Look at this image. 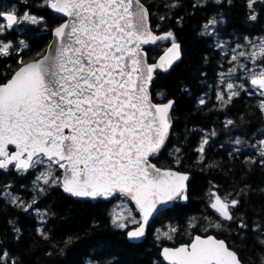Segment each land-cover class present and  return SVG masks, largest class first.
I'll list each match as a JSON object with an SVG mask.
<instances>
[{
	"label": "trees",
	"instance_id": "1",
	"mask_svg": "<svg viewBox=\"0 0 264 264\" xmlns=\"http://www.w3.org/2000/svg\"><path fill=\"white\" fill-rule=\"evenodd\" d=\"M141 1L149 10L152 29L157 33L171 31L181 45V59L169 71H157L150 87L154 101L174 99L170 137L151 159L160 167L191 174L188 199H177L160 211L145 239L135 243L126 233L131 225L121 229L113 223L112 207L119 194L91 200L75 199L58 185L42 191L34 184L36 168L20 173L9 166L7 171L0 170V253H8L2 264H167L160 255L161 246L189 243L197 233L224 238L243 264H261L264 111L260 103L264 98L250 91V76L239 71L247 64L246 56H240L243 64L232 74L234 84L244 85L235 89L239 95L225 105L217 100V93L227 99L219 74L234 65L231 48H245L250 38L264 35V0H255L251 8L249 0ZM0 10H14L20 16L27 11L43 18L36 24L21 22L0 33V40L10 41L14 47L12 55L0 57L3 83L20 66L19 60L27 62L44 53L52 29L63 18L43 0H0ZM252 15L255 20L250 19ZM213 18L217 21L215 31H203ZM20 41L28 46L22 47ZM170 41L172 38L147 47L148 61H155ZM223 41L225 45L217 44ZM255 63L264 64V57ZM229 120L233 122L230 125ZM204 140L207 143L200 153L197 149ZM53 169L60 173L57 167ZM213 192L222 199L240 201L232 209L233 221L223 220L212 209ZM9 196L17 197V203ZM28 205L31 207L25 211ZM241 220L246 228L239 226ZM217 223L220 228L212 226ZM172 228L175 233H170ZM165 232L172 239L164 237Z\"/></svg>",
	"mask_w": 264,
	"mask_h": 264
},
{
	"label": "snow or ice",
	"instance_id": "2",
	"mask_svg": "<svg viewBox=\"0 0 264 264\" xmlns=\"http://www.w3.org/2000/svg\"><path fill=\"white\" fill-rule=\"evenodd\" d=\"M43 3L67 19L53 29L54 41L41 58L27 63L19 60L21 66L10 79L0 83V170L7 171L14 165L18 172L25 173L44 165L46 170L36 179L45 185H58L73 197L95 199L119 194L130 198L141 218L131 221L138 226L127 236L139 240L159 205L188 199L187 174L161 169L150 162L167 139L168 112L173 101L153 104L148 85L157 69L167 71L180 59V45L171 31L153 34L148 26V10L141 0ZM254 3L249 0V8ZM0 19L6 21L0 23L3 33L21 22L36 24L43 18L27 11L20 16L14 10H0ZM250 19L255 20V15ZM216 23L213 18L205 28ZM168 38H172V44L165 55L157 63H147L141 46ZM20 44L28 46L24 41ZM253 48L247 55L255 64L264 57V39ZM13 50L12 42L0 40V57L12 55ZM232 60L237 56L233 55ZM235 71L232 68L229 73ZM244 71L250 73L252 87L264 96V67ZM236 88L243 89L244 85L227 83V99L217 93V100L230 103L239 95ZM200 103L205 101L201 99ZM260 109L264 111V100ZM206 143L202 141L197 151L203 153ZM260 144V155L264 156V140ZM9 146H14L15 151H9ZM53 166L63 170V175L56 177ZM212 196V209L223 220L233 221L232 209L240 201L222 199L215 192ZM17 199L12 202L17 203ZM28 207L31 205L25 211ZM113 223L121 229L128 227L118 223L116 217ZM212 226L220 228L221 224ZM239 226L247 227L243 220ZM175 232V228L170 229V233ZM170 233L163 236L172 239ZM161 256L167 264H243L225 240L213 235H195L190 243L164 247ZM7 260L8 253H0V264Z\"/></svg>",
	"mask_w": 264,
	"mask_h": 264
},
{
	"label": "water",
	"instance_id": "3",
	"mask_svg": "<svg viewBox=\"0 0 264 264\" xmlns=\"http://www.w3.org/2000/svg\"><path fill=\"white\" fill-rule=\"evenodd\" d=\"M141 3H143L142 1H141ZM144 4V3H143ZM144 6H145V8L148 10V8H147V6L144 4ZM49 8V7H48ZM54 14H56L57 16H59V17H61V18H63V20H62V22L61 23H63L66 19H67V17H65L62 13H57V12H55L53 9H51V8H49ZM148 13H149V10H148ZM5 23H6V21H5ZM60 23V24H61ZM58 26V25H57ZM56 26V27H57ZM148 26H149V28L151 29V31L153 32V34L154 35H163V34H165V33H167V32H161V33H157L156 31H154L153 29H152V26H151V22H150V14H149V16H148ZM54 29V28H53ZM53 29H52V31H53ZM54 41V37L51 35V39H50V41H49V43H48V45L46 46V49H45V51H44V53L40 56V57H38V58H36V59H39V58H41L47 51H48V46H49V44H51L52 42ZM159 41V40H158ZM158 41H156L155 43H150V44H146V45H142L141 47H142V51H143V54H144V59L146 60V62L147 63H149V64H154V63H157L159 60H160V57L161 56H164L165 55V52H166V50L169 48V47H171V44H172V42L158 55V57L155 59V61H153V62H149L148 61V57H147V47H149V46H152V45H154V44H156ZM176 43H178L179 45H180V43L178 42V41H175ZM181 57H182V50H181V45H180V59H181ZM180 59H178V60H176L173 64H172V66L174 65V64H176ZM34 60V59H33ZM29 61H32V60H29ZM29 61H27V62H29ZM27 62H25V63H27ZM21 66V65H20ZM19 66V67H20ZM172 66L167 70V71H169L171 68H172ZM18 67V68H19ZM17 68V69H18ZM16 69V70H17ZM15 70V71H16ZM14 71V72H15ZM157 71H162V70H159V69H157L156 70V72ZM167 71H162V72H167ZM13 72V73H14ZM156 72H155V74H154V78H155V76H156ZM12 76V75H11ZM11 76H10V78H11ZM9 78V79H10ZM154 78H153V80H154ZM152 80V81H153ZM7 81V80H6ZM5 81V82H6ZM152 81H151V83L148 85V93H149V96H150V99H151V102L153 103V104H166L169 100H171V101H173V104H172V106H171V108L169 109V112H168V115H169V117H170V127H169V129H168V136H167V139H166V141H165V144H164V146L166 145V143H167V141H168V139H169V137H170V134H171V129H172V126H173V118H172V110H173V108H174V99H168V100H165V101H154L153 100V98H152V94H151V90H150V87H151V84H152ZM5 82H3V83H5ZM163 146V147H164ZM163 147L161 148V150L163 149ZM160 150V151H161ZM9 151H15V148H14V146H9ZM159 151V152H160ZM158 152V153H159ZM157 153V154H158ZM150 162L152 163V164H155L157 167H159V168H161V169H171V170H173V171H177V172H180V173H183V174H187L188 176H189V179H188V181L190 180V178H191V174L190 173H188V172H184V171H181V170H179V169H177V168H171V167H160V166H158L154 161H152V159H151V157H150ZM14 169H15V167H14ZM16 170V169H15ZM61 170V169H60ZM17 171V170H16ZM61 172H62V174H61V176L63 175V170H61ZM188 181H186V185H187V190H186V192H188ZM62 189V188H61ZM63 190V189H62ZM64 192V191H63ZM65 193V192H64ZM65 194H67V195H70V194H68V193H65ZM75 199H91V200H93V198H90V197H74ZM104 198V197H103ZM128 198V197H127ZM96 199V198H95ZM105 199H109V197L108 198H105ZM128 199H130V198H128ZM130 201H131V203L133 204V206L135 207V209H136V211L138 212V214H139V216H140V212H139V210H138V208H137V206H136V204H135V202L134 201H132L131 199H130ZM175 201V200H174ZM174 201H171V202H169L168 204H166V205H159L158 206V210L149 218V221H148V225L146 226V231H145V235L143 236V237H141L139 240H130L129 238V241H131V242H135V243H138V242H142L144 239H145V237H146V235H147V232H148V229H149V226H150V223H151V221L153 220V218L161 211V210H165V209H167V208H169L173 203H174ZM182 201H185V200H183L182 199ZM141 218V217H140ZM138 225H136V226H134V227H131V228H129V229H127V232L129 231V230H132V229H134L135 227H137ZM126 232V233H127ZM195 235H201V236H207V235H213V236H215L216 238H218V239H223V240H225L224 238H221V237H217L216 235H214V234H212V233H207V234H194L193 235V237L195 236ZM128 237V236H127ZM226 241V240H225ZM190 243V242H189ZM226 243L228 244V242L226 241ZM181 244H185V243H180V244H177V245H163V246H161V248H160V255H161V252H162V249L164 248V247H177V246H179V245H181ZM162 257V256H161ZM163 258V257H162ZM164 260V259H163ZM166 262V261H165Z\"/></svg>",
	"mask_w": 264,
	"mask_h": 264
},
{
	"label": "rangeland",
	"instance_id": "4",
	"mask_svg": "<svg viewBox=\"0 0 264 264\" xmlns=\"http://www.w3.org/2000/svg\"><path fill=\"white\" fill-rule=\"evenodd\" d=\"M22 16V15H21ZM3 22V24H4V21H2ZM210 26H212V25H210ZM214 26V25H213ZM253 40H248L246 43H245V48H244V46L242 47V48H240V47H235V48H231V50H230V58H231V60L230 61H232V63H234V65H233V67H228L229 68V70L230 69H232V68H235V66H236V71H237V69H238V65H240L241 63L243 64V61L240 59V55H239V53L243 50V49H245L243 52L244 53H246V57H248V55L247 54H250L253 50H254V48H253V45H258L259 44V42H260V40H258L257 38H252ZM224 43L225 42H218L217 44L218 45H224ZM235 50V51H234ZM233 55H236L237 56V60H235V61H233L232 60V56ZM246 65L247 64H244V65H242L241 66V69L239 70L240 71V73H241V70L242 69H244L245 67H246ZM253 67H256V66H254V64H253ZM262 67H264L263 65H262ZM255 69V71H258L260 68H254ZM228 70V71H229ZM235 71V72H236ZM232 74L233 73H231V74H229L228 75V77H227V79H226V77L224 76V74L222 73V71L220 72V74H219V78H220V85L225 89V90H227V83H229V82H233L234 83V81L232 80ZM228 92V91H227ZM54 168H56V166H53ZM36 174H35V180H34V184L35 185H38L41 189H44V188H46V187H48V186H50V185H45L44 183H43V181L41 180V181H38L37 179H36V177L38 176V175H40V173L41 172H43V171H45L46 170V166H44V165H37L36 167ZM54 170V169H53ZM54 175L56 176V177H60L61 176V172L58 174V173H56L55 171H54ZM121 196V195H120ZM9 198H11V199H13V198H17V197H15V196H9ZM20 201V200H19ZM21 201H23L22 199H21ZM129 213H131V215L129 216ZM112 215H113V218L114 217H116L117 218V222L119 223V222H123V223H126L128 226H134V225H136V224H133V223H131V221L133 220V219H135L136 221H139L140 220V216L138 215V213L136 212V210H135V208H134V206L131 204V202L129 201V199L128 198H126V197H123V196H121V197H118V199L114 202V204H113V207H112Z\"/></svg>",
	"mask_w": 264,
	"mask_h": 264
},
{
	"label": "flooded vegetation",
	"instance_id": "5",
	"mask_svg": "<svg viewBox=\"0 0 264 264\" xmlns=\"http://www.w3.org/2000/svg\"><path fill=\"white\" fill-rule=\"evenodd\" d=\"M208 24V22H206V24L205 25H207ZM205 25L202 27V30L203 31H206V32H214L215 31V29H216V26L214 25H212V26H209L207 29L205 28ZM252 38H257L258 40H261V39H264V35H256V36H254V37H252ZM252 38H250L251 40H253ZM223 42H225V41H223ZM224 45H225V43H224ZM246 63H247V65H246V67L244 68V69H251V70H253V71H255V69L254 68H261L262 67V65L264 66V64H254L253 63V61L249 58V57H247V59H246ZM253 64H254V66H256V67H253ZM230 68V67H229ZM229 68L228 67H226L225 69H223L222 70V73L224 74V76L226 77V79H227V77H228V75L230 74L229 73ZM244 69H242L241 70V73H243L244 75H248V76H250V73L249 72H246V71H244ZM250 91H252V93L253 94H255V96H258L259 95V92L256 90V89H254L253 88V90H250ZM254 91V92H253Z\"/></svg>",
	"mask_w": 264,
	"mask_h": 264
}]
</instances>
